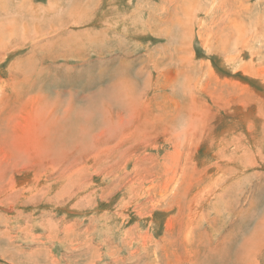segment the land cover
I'll return each mask as SVG.
<instances>
[{"label":"rangeland","instance_id":"obj_1","mask_svg":"<svg viewBox=\"0 0 264 264\" xmlns=\"http://www.w3.org/2000/svg\"><path fill=\"white\" fill-rule=\"evenodd\" d=\"M262 213L264 0H0V264H264Z\"/></svg>","mask_w":264,"mask_h":264},{"label":"bare ground","instance_id":"obj_2","mask_svg":"<svg viewBox=\"0 0 264 264\" xmlns=\"http://www.w3.org/2000/svg\"><path fill=\"white\" fill-rule=\"evenodd\" d=\"M173 1V0H172ZM185 0H183V2H184ZM194 5H191V8L193 7ZM185 7V6H184ZM183 7V8H184ZM188 7V6H187ZM190 7V6H189ZM169 10V9H168ZM186 10V9H185ZM85 11V10H84ZM29 13V12H28ZM162 18H160V20H161ZM151 20H153V19H151ZM159 20V19H158ZM149 21V20H148ZM163 22H164V19H163ZM169 22V21H168ZM127 23V22H126ZM133 23V22H132ZM131 23V24H132ZM165 23V22H164ZM135 24V23H134ZM150 24V23H149ZM237 25V24H236ZM143 28V27H142ZM186 30H187V26L186 27H184ZM46 31H48V30H46ZM43 31H41V33H42ZM37 33V32H36ZM35 33V34H36ZM40 33V32H39ZM43 35H44V33H42ZM38 35V34H37ZM36 35V36H37ZM11 36V35H10ZM46 36V35H45ZM44 36V37H45ZM30 37V36H29ZM11 38H12V36H11ZM30 38H34V39H36L34 36L33 37H30ZM40 38H42V37H40ZM31 39V40H32ZM18 44V43H17ZM122 56V55H121ZM16 63H18V62H16ZM17 65V64H16ZM131 65V64H130ZM83 67V66H82ZM30 68V67H29ZM29 68H28V70H29ZM33 68V67H32ZM35 68L36 67H34V69L33 70H35ZM42 68V67H41ZM40 69V68H39ZM46 69V68H45ZM73 69V68H72ZM127 68H125V66H124V68L122 69V71H125ZM40 71V70H39ZM82 71V70H81ZM112 71H114V70H112ZM76 72V71H75ZM90 72V71H89ZM23 73V72H22ZM79 73L81 74V72L79 71ZM101 73V72H100ZM68 74V73H67ZM73 74V73H72ZM71 74V75H72ZM84 74V73H83ZM82 75V74H81ZM76 76V75H75ZM117 76V75H116ZM68 77H70V76H68ZM76 77H78V75L76 76ZM100 77V76H99ZM114 78H115V76H114ZM101 79H102V76H101ZM116 79V78H115ZM108 80H109V78H108ZM113 80V79H112ZM108 82V81H107ZM88 83V82H87ZM90 84V83H89ZM101 85V84H100ZM138 85V84H137ZM145 85H147V84H145ZM104 86V85H103ZM72 87V86H71ZM99 87H101V86H98V89L96 88L95 90H91V92L93 93V92H95L96 91V93H97V91L98 90H101ZM112 87H117V89L116 90H112L113 92H112V97L110 98L111 100L112 99H117L119 102L122 100H124V99H126V98H128L129 97V94H126V95H123V93H121V90H130L129 89V87H127V84L125 85V86H120V79H119V81H115V82H112V83H110V84H108L107 85V87H106V92H107V89H110V88H112ZM103 88V87H102ZM113 89V88H112ZM133 89V88H132ZM72 91V90H71ZM104 91V90H103ZM69 93H70V91H68ZM109 92H111V91H109ZM91 93V94H92ZM100 93V91H98V94ZM95 94V93H94ZM109 94V93H108ZM99 96V95H98ZM104 96H106V95H104ZM109 96L110 95H108V98H109ZM97 96H94V97H92V95H91V101L94 103V101L96 100L95 98H96ZM101 97H102V95H101ZM83 98H84V96L82 97V99L81 100H83ZM107 98V97H106ZM133 98H137V96L135 97H133ZM99 99H100V97H99ZM105 98H103V100H104ZM110 99H105L104 100V102H103V105H102V107L101 108H103L104 107V105H107V106H110V105H113V104H118L116 101H114V102H112ZM101 100V99H100ZM107 100H110L109 102H107ZM132 100V99H131ZM130 100V101H131ZM98 102H99V100H97ZM96 101V102H97ZM125 101H127V99L125 100ZM129 101V100H128ZM106 102H107V104H106ZM132 102V101H131ZM92 103V104H93ZM125 103V102H124ZM123 103V104H124ZM133 103V102H132ZM91 104V105H92ZM127 104V103H126ZM125 104V105H126ZM120 105V104H119ZM130 105V104H129ZM124 108V107H123ZM130 108V107H129ZM134 108V107H133ZM133 108H132V111H134L133 110ZM77 110V109H76ZM76 110H72V112L74 111V113H76L77 111ZM80 110V109H79ZM78 110V111H79ZM102 111H104L103 109H102ZM102 111H101V113H102ZM71 112V113H72ZM78 113V112H77ZM76 113V114H77ZM104 113V112H103ZM76 114H74L73 115V117H77L76 116ZM81 114H82V112H81ZM132 114V113H131ZM95 115H97V112L95 113ZM94 115V116H95ZM105 115V114H104ZM108 116V115H107ZM106 117V116H105ZM78 118V117H77ZM77 118H73V119H77ZM107 118V117H106ZM67 119H69L68 117L67 118H58V122H57V124L56 123H52V124H47V127L46 128H41V131H40V135L39 136H42L43 134H44V140L42 141V147H43V150H44V154L45 155H49L50 157H55V158H63V159H65V160H67L69 157H70V153H71V149H70V146L72 145V144H74V143H77V144H80L83 148H84V152L85 153H88L89 151H96L97 150V152H98V154H100V153H102L103 152V147H102V138L100 139V143L101 144H99V145H101V149H100V152H99V150H98V148H99V145H97V144H95V143H92V141H91V143H90V138H91V136H92V134H83V132L81 131V130H75L74 128H73V126L71 125V124H68L67 123ZM71 119V118H70ZM81 118H79V120H80ZM51 120V119H50ZM104 120V119H103ZM109 120V119H108ZM107 120V121H108ZM53 122H54V120H53ZM72 122H73V120H72ZM131 122H132V120H131ZM104 124H107V123H105V122H103ZM147 123H148V121H147ZM146 123V124H147ZM39 125V124H38ZM37 125V126H38ZM111 125H114V124H111ZM117 125H124V124H117ZM144 125V124H143ZM145 127V126H144ZM108 128H110L109 126L107 127V130H108ZM131 128H132V124H131ZM145 130V129H144ZM38 131V130H37ZM139 132V131H138ZM141 132H143V131H141ZM168 132V131H167ZM39 134V133H38ZM140 134V133H139ZM119 135V132H117L116 134H114L113 136H112V138H115V137H117ZM129 135H130V137H131V139H134L135 137H137V125L129 132ZM96 135L94 134L93 135V137H95ZM99 136H102L103 137V133H102V131L101 132H99ZM93 140V139H92ZM96 152V153H97ZM52 155V156H51ZM66 161H64V164H66V165H69V163H65ZM55 163V162H54ZM62 163V162H61ZM60 163V164H61ZM66 167V166H65ZM241 212H243V211H241ZM263 212V211H262ZM249 213V212H248ZM251 213V212H250ZM250 213H249V216H250ZM255 213V212H254ZM240 214V213H239ZM252 214V213H251ZM259 214V213H258ZM258 214H257V216H258ZM264 213H262V215H263ZM261 215V216H262ZM255 216H256V213H255ZM261 216H259V217H261ZM264 216V215H263ZM258 218V217H257ZM249 220H250V217H249ZM255 221H256V219H255ZM247 224V223H246ZM241 226V225H240ZM241 228V227H240ZM235 230V229H234ZM238 230H239V228H238ZM244 230V229H243ZM243 230H239L238 232H236L237 233V237L238 236H241L242 235V231ZM258 230L260 231V230H264V217H261L260 219H258L256 222H255V226L253 227V230L249 233V235H247V237L246 236H244L243 238H241L242 239V242L241 243H243L242 244V246H241V250H243L244 251V253H243V256H240L239 258L241 259V260H243L242 262H244V263H251L254 259H255V257H256V254L258 253H256V251H255V249L254 248H257V247H254V248H252V244H251V241H250V239H249V237H251V238H256L257 237V232H258ZM232 233V232H231ZM233 233H235V232H233ZM259 233V232H258ZM262 233V232H261ZM261 233H259V235H261ZM229 234V233H228ZM257 234V235H256ZM264 234V233H263ZM234 235H236V234H234ZM249 236V237H248ZM229 237V236H228ZM233 237V236H232ZM263 237V236H262ZM226 238V237H225ZM239 238V237H238ZM261 238H259V240H260ZM228 241H229V238L227 239ZM259 240H257V242L259 241ZM262 240V239H261ZM227 241V242H228ZM231 241V240H230ZM254 242H255V240H253ZM252 241V242H253ZM232 242H233V240H232ZM253 242V243H254ZM239 243V242H238ZM259 244V243H258ZM238 245H240V244H238ZM237 245V246H238ZM257 245V244H256ZM255 246V245H254ZM238 248V247H237ZM227 250V249H226ZM228 250H229V248H228ZM231 251V250H230ZM235 251V250H234ZM236 252V251H235ZM229 253V252H228ZM232 253H233V251H232ZM236 255H237V253H235ZM234 254V255H235ZM238 254H242L241 252L240 253H238ZM201 255H203L204 257L205 256H207L206 258L207 259H209V257H211V252H209V253H206V254H201ZM232 255V254H231ZM230 255V256H231ZM238 256V255H237ZM237 256H235V257H237ZM200 258V257H199ZM238 258V257H237ZM198 259V258H197ZM217 259H222L224 262H226L228 259H229V255L227 254V252H225V251H223V250H220V253L217 255ZM235 260H236V258H235ZM197 261V260H196ZM200 262H206V260H205V258H200V260H198V264H200ZM208 262V261H207ZM231 263V262H230ZM229 263V264H230ZM233 263V262H232ZM209 264H211L210 262H209ZM216 264V263H215Z\"/></svg>","mask_w":264,"mask_h":264},{"label":"crops","instance_id":"obj_3","mask_svg":"<svg viewBox=\"0 0 264 264\" xmlns=\"http://www.w3.org/2000/svg\"><path fill=\"white\" fill-rule=\"evenodd\" d=\"M257 255V254H256Z\"/></svg>","mask_w":264,"mask_h":264}]
</instances>
